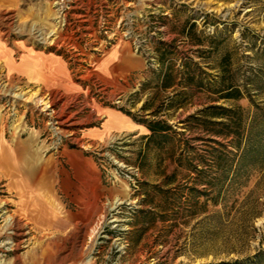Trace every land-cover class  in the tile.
<instances>
[{"label": "rangeland", "instance_id": "rangeland-1", "mask_svg": "<svg viewBox=\"0 0 264 264\" xmlns=\"http://www.w3.org/2000/svg\"><path fill=\"white\" fill-rule=\"evenodd\" d=\"M0 264H264V0H0Z\"/></svg>", "mask_w": 264, "mask_h": 264}, {"label": "crops", "instance_id": "crops-1", "mask_svg": "<svg viewBox=\"0 0 264 264\" xmlns=\"http://www.w3.org/2000/svg\"><path fill=\"white\" fill-rule=\"evenodd\" d=\"M9 65H11V72L21 75L27 81L38 85L44 90H65V88L71 87L73 84L71 72L68 67L64 68L61 63L51 59L44 53L28 54L19 64L9 63ZM102 115L104 121L102 122L101 128L92 133L96 137H102L108 131H117L133 126L131 120L119 111L106 110L103 111ZM29 190V192H24L20 197H24V200L26 199L28 203H34L35 206L39 205L40 210H45L47 208L45 206L47 201L42 196L43 192H40L41 197H38L32 189L29 188ZM28 194H31V197H26ZM73 218L78 219V217H72V220ZM55 222L63 223V220L56 218ZM76 224H79V222L77 221Z\"/></svg>", "mask_w": 264, "mask_h": 264}, {"label": "trees", "instance_id": "trees-1", "mask_svg": "<svg viewBox=\"0 0 264 264\" xmlns=\"http://www.w3.org/2000/svg\"><path fill=\"white\" fill-rule=\"evenodd\" d=\"M165 55L166 53L160 54V58ZM172 74H173V68L171 66H165V73H164V87L165 88L171 86ZM239 96H240V92L236 90V91H229L227 95H225L222 98L223 99H231V98L237 99L239 98ZM210 110H212V113L210 115L214 119L225 120L228 122H231V120H233L232 111L230 109L212 108ZM220 124L222 125L223 123H221L220 121ZM148 129L151 132L149 139L157 137V136H162L167 130L166 127H164L160 123H154L152 125H148Z\"/></svg>", "mask_w": 264, "mask_h": 264}, {"label": "bare ground", "instance_id": "bare-ground-1", "mask_svg": "<svg viewBox=\"0 0 264 264\" xmlns=\"http://www.w3.org/2000/svg\"><path fill=\"white\" fill-rule=\"evenodd\" d=\"M59 119V118H58ZM68 119V118H67ZM64 121V120H63ZM11 194V193H10ZM7 214V213H6ZM8 220V219H7ZM9 227V226H8ZM19 246V245H18Z\"/></svg>", "mask_w": 264, "mask_h": 264}]
</instances>
